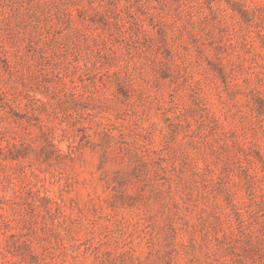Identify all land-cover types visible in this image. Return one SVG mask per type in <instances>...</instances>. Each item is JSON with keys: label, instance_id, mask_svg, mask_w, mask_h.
Listing matches in <instances>:
<instances>
[{"label": "rangeland", "instance_id": "rangeland-1", "mask_svg": "<svg viewBox=\"0 0 264 264\" xmlns=\"http://www.w3.org/2000/svg\"><path fill=\"white\" fill-rule=\"evenodd\" d=\"M0 264H264V0H0Z\"/></svg>", "mask_w": 264, "mask_h": 264}]
</instances>
